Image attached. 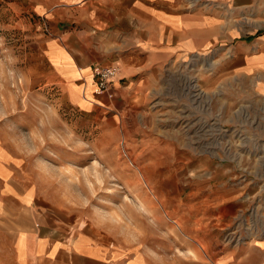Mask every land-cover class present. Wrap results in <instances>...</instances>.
Segmentation results:
<instances>
[{
    "label": "rangeland",
    "instance_id": "1",
    "mask_svg": "<svg viewBox=\"0 0 264 264\" xmlns=\"http://www.w3.org/2000/svg\"><path fill=\"white\" fill-rule=\"evenodd\" d=\"M39 1L0 0V156L34 206L154 264H205L264 227V89L226 71L218 46L129 74L89 48L78 55L93 73L114 65L122 77L99 104L66 49L46 51L58 23ZM258 2L232 12L236 34L264 24ZM123 45L126 63L147 62Z\"/></svg>",
    "mask_w": 264,
    "mask_h": 264
},
{
    "label": "crops",
    "instance_id": "2",
    "mask_svg": "<svg viewBox=\"0 0 264 264\" xmlns=\"http://www.w3.org/2000/svg\"><path fill=\"white\" fill-rule=\"evenodd\" d=\"M252 1L201 0L193 6L187 0H40L37 9L49 12L50 22L58 23L55 37L46 40V51L50 42L63 46L69 54L66 68L74 76L84 71L91 77L92 98L102 104L97 95L112 99L122 77L118 81L114 77L107 89L100 90L92 70L95 59L86 63L78 55L89 48L102 54V59L114 56L113 62L129 74L147 67L160 70L175 58L218 46L225 53L226 71L245 75L255 88L264 89V24L258 31L236 34L232 14L252 7ZM262 1L258 2L260 14H264ZM65 34L67 43L61 39ZM120 43H127L126 51L134 58L145 56L147 62L126 63L125 46ZM107 44L117 46L109 50ZM102 46H106L103 53ZM84 93L81 98H86ZM7 154L0 156V264H154L141 250L127 255L97 238L93 230H74L64 226L63 217L44 214L34 206V189L14 182ZM205 264H264V236L219 245Z\"/></svg>",
    "mask_w": 264,
    "mask_h": 264
},
{
    "label": "built area",
    "instance_id": "3",
    "mask_svg": "<svg viewBox=\"0 0 264 264\" xmlns=\"http://www.w3.org/2000/svg\"><path fill=\"white\" fill-rule=\"evenodd\" d=\"M118 73L116 66H106L102 69H98L94 73V77L96 78L97 86L100 90L104 91L109 87L108 83L111 79L116 77ZM248 225V224H247ZM264 236V227L256 228L252 230L248 236H244V240L242 242L248 241V239H259Z\"/></svg>",
    "mask_w": 264,
    "mask_h": 264
}]
</instances>
